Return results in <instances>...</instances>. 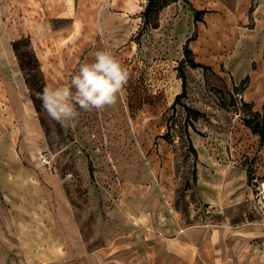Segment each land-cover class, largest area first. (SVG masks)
<instances>
[{
	"label": "rangeland",
	"instance_id": "1",
	"mask_svg": "<svg viewBox=\"0 0 264 264\" xmlns=\"http://www.w3.org/2000/svg\"><path fill=\"white\" fill-rule=\"evenodd\" d=\"M147 3L0 0V58L29 37L45 86L100 50L129 72L115 105L62 124L0 67V264H154L138 225L264 234V141L242 121L264 109V0H178L141 30Z\"/></svg>",
	"mask_w": 264,
	"mask_h": 264
},
{
	"label": "crops",
	"instance_id": "2",
	"mask_svg": "<svg viewBox=\"0 0 264 264\" xmlns=\"http://www.w3.org/2000/svg\"><path fill=\"white\" fill-rule=\"evenodd\" d=\"M0 67L8 78H12L11 73H17L19 69L14 56H2ZM19 85L21 92H26L22 78ZM31 111L29 105V114ZM138 226L132 230L141 231L146 237L136 241L132 234L130 247L139 252L142 245L147 253L154 255V264H264V234L259 230L253 232V227L243 226L230 231L213 225L184 226L181 223V232L175 228L173 232L176 234L166 237L160 227H156V232H148ZM254 238L258 241L250 244Z\"/></svg>",
	"mask_w": 264,
	"mask_h": 264
},
{
	"label": "clouds",
	"instance_id": "3",
	"mask_svg": "<svg viewBox=\"0 0 264 264\" xmlns=\"http://www.w3.org/2000/svg\"><path fill=\"white\" fill-rule=\"evenodd\" d=\"M128 80V70L113 53L100 50L94 53L92 61L79 65L68 84L54 88L45 86L38 96L48 116L64 124L78 118V108L92 111L115 105Z\"/></svg>",
	"mask_w": 264,
	"mask_h": 264
},
{
	"label": "trees",
	"instance_id": "4",
	"mask_svg": "<svg viewBox=\"0 0 264 264\" xmlns=\"http://www.w3.org/2000/svg\"><path fill=\"white\" fill-rule=\"evenodd\" d=\"M178 0H148V3L145 7L144 13H143V27L141 30H144L146 26H150L153 28H157L159 26V13L168 5L171 3L177 2ZM205 14V11H196L195 13V21H200L201 20V15ZM195 39V36L190 37L184 48V59L185 62L188 63V65L191 68H206L204 65L195 62L193 59V53L192 50L189 47V43ZM24 42L26 43L27 47L29 50L26 53H21L19 52V45ZM15 56L18 59L19 67L23 73V77L25 79V83L28 86L29 90L31 92H36V93H41L43 88L45 87V82L41 79H38L37 75H31L29 72H27L26 67L28 65H32L34 67H39L38 66V59L33 51V47L30 43L29 37L24 40H19L15 41L12 44ZM41 74V73H40ZM182 74V73H181ZM183 84H182V89L183 92L182 94L185 93L186 91V83H185V77L182 74L181 75ZM182 94L178 95V97L182 96ZM32 102L34 103L35 106H37V99L34 95L31 94L30 96ZM246 105V104H245ZM247 106V105H246ZM187 111H190L189 107H186ZM243 124L248 127L253 134L259 136L260 143H263L264 141V109L262 112L260 111H250L249 115H245L242 119ZM192 151L194 155L196 156V151L192 148ZM91 175H92V169L90 170Z\"/></svg>",
	"mask_w": 264,
	"mask_h": 264
},
{
	"label": "built area",
	"instance_id": "5",
	"mask_svg": "<svg viewBox=\"0 0 264 264\" xmlns=\"http://www.w3.org/2000/svg\"><path fill=\"white\" fill-rule=\"evenodd\" d=\"M46 164H48V163L46 162ZM263 259H264V253H263Z\"/></svg>",
	"mask_w": 264,
	"mask_h": 264
}]
</instances>
